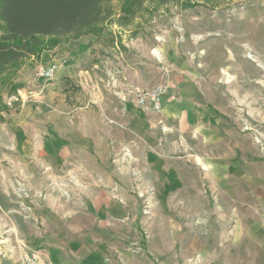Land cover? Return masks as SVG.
<instances>
[{
  "label": "rangeland",
  "instance_id": "obj_1",
  "mask_svg": "<svg viewBox=\"0 0 264 264\" xmlns=\"http://www.w3.org/2000/svg\"><path fill=\"white\" fill-rule=\"evenodd\" d=\"M122 1L111 0L115 14L101 36H82L44 51L70 56L73 48L84 43L88 47L85 52L92 55L105 52L103 47L113 46L118 40L163 42L169 47L170 64L193 70L200 104L197 118L203 130L170 134L163 109H142L135 102L142 111L160 117L162 132L156 147L168 151L163 159L178 161L180 182L176 187L169 186L167 170L159 174L130 170L132 185L124 235L110 237L101 227L96 232V240L112 246L107 264H264V0L148 4L126 24L118 20L123 15ZM41 55L25 63L11 82L0 84L3 198L18 196L14 189L22 197H30L25 187L27 173L18 168L30 160L13 127L32 114L60 110L61 105L78 107L86 97L70 76L72 72L65 71L67 77L59 79H55L56 73L51 79L38 78L36 69L50 64L43 62ZM88 64L86 59L73 67L85 69ZM38 80L52 83V93L43 86L34 88V84H40ZM159 82L171 85L165 80ZM14 84L19 86L14 88ZM143 84L153 85L137 83L131 94ZM121 109L126 112V105ZM204 127L216 128L217 132L206 133ZM174 139L176 150L169 144ZM185 148L193 153L186 156L190 165L187 170ZM206 158L217 163L209 165ZM3 206L1 203L0 264H17L20 247L25 245L16 235L14 221L1 210ZM88 223L92 228L93 222Z\"/></svg>",
  "mask_w": 264,
  "mask_h": 264
},
{
  "label": "crops",
  "instance_id": "obj_2",
  "mask_svg": "<svg viewBox=\"0 0 264 264\" xmlns=\"http://www.w3.org/2000/svg\"><path fill=\"white\" fill-rule=\"evenodd\" d=\"M104 36L108 34L104 32ZM140 40H118L113 46L103 47L105 52L92 55H87L84 43L73 48L70 56L55 54L56 50L42 53L43 62L59 65L55 79L66 76L65 71L72 72L70 76L86 97L78 107L61 105L60 110L32 114L13 127L30 160L18 167L27 173L25 187L30 197H22L17 189L14 193L21 196V201L11 193L8 199L0 197V206L5 204L1 210L14 221L16 235L25 245L20 247L17 264L27 255L46 264L110 263L112 246L96 240V232L101 227L108 230L103 233L110 237L124 235L132 185L130 170L156 174L167 170L171 177L168 185L178 186V161L163 159L168 151L156 147L162 132L160 117L155 112L142 111L130 89L142 81H168L172 87L163 98V113L170 134L202 132L193 70L170 64L165 43ZM86 59L87 68L73 67ZM38 81L40 84H34V88L43 86L52 93V83ZM124 105L126 112L121 109ZM204 132L216 133L217 129L204 127ZM169 144L175 150L178 147L175 139ZM184 150L187 170L190 165L186 156L193 153ZM204 161L215 163L208 158ZM18 203L26 207H18Z\"/></svg>",
  "mask_w": 264,
  "mask_h": 264
},
{
  "label": "trees",
  "instance_id": "obj_3",
  "mask_svg": "<svg viewBox=\"0 0 264 264\" xmlns=\"http://www.w3.org/2000/svg\"><path fill=\"white\" fill-rule=\"evenodd\" d=\"M170 1L180 0H123L118 20L126 24L146 5ZM110 2L0 0V84L11 82L25 63L44 50L86 35L101 36L115 14Z\"/></svg>",
  "mask_w": 264,
  "mask_h": 264
},
{
  "label": "built area",
  "instance_id": "obj_4",
  "mask_svg": "<svg viewBox=\"0 0 264 264\" xmlns=\"http://www.w3.org/2000/svg\"><path fill=\"white\" fill-rule=\"evenodd\" d=\"M58 64L50 63L41 65L36 69V76L42 79H51L54 77ZM171 85L165 82L155 83L153 85H138L132 91L135 102L142 109H150L161 112L163 109V98L170 90ZM20 264H46L34 255L25 256Z\"/></svg>",
  "mask_w": 264,
  "mask_h": 264
}]
</instances>
